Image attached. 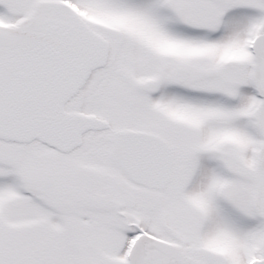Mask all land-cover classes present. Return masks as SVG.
Instances as JSON below:
<instances>
[{"label": "snow or ice", "instance_id": "snow-or-ice-1", "mask_svg": "<svg viewBox=\"0 0 264 264\" xmlns=\"http://www.w3.org/2000/svg\"><path fill=\"white\" fill-rule=\"evenodd\" d=\"M0 264H264V0H0Z\"/></svg>", "mask_w": 264, "mask_h": 264}]
</instances>
